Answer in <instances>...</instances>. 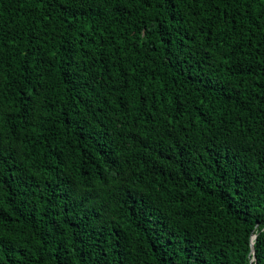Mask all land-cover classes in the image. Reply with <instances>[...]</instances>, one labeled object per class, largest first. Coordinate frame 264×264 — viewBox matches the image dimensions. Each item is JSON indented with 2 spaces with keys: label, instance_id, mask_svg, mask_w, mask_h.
<instances>
[{
  "label": "trees",
  "instance_id": "16d2710c",
  "mask_svg": "<svg viewBox=\"0 0 264 264\" xmlns=\"http://www.w3.org/2000/svg\"><path fill=\"white\" fill-rule=\"evenodd\" d=\"M0 264H264V0H0Z\"/></svg>",
  "mask_w": 264,
  "mask_h": 264
},
{
  "label": "snow or ice",
  "instance_id": "6c2138e0",
  "mask_svg": "<svg viewBox=\"0 0 264 264\" xmlns=\"http://www.w3.org/2000/svg\"><path fill=\"white\" fill-rule=\"evenodd\" d=\"M224 2L227 4V3H229V0H224ZM237 2H238V0H237ZM250 2H252V0H245V4L250 3ZM0 139H2V134H0ZM2 147H3V145H2V143H0V148H2ZM41 264H42V262H41Z\"/></svg>",
  "mask_w": 264,
  "mask_h": 264
}]
</instances>
